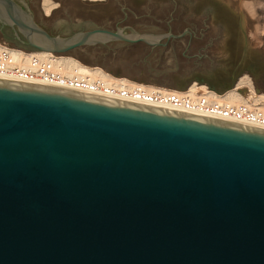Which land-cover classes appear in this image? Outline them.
<instances>
[{
	"label": "water",
	"instance_id": "water-1",
	"mask_svg": "<svg viewBox=\"0 0 264 264\" xmlns=\"http://www.w3.org/2000/svg\"><path fill=\"white\" fill-rule=\"evenodd\" d=\"M22 5L0 25L35 51L188 33L53 37ZM0 264H264V129L0 79Z\"/></svg>",
	"mask_w": 264,
	"mask_h": 264
},
{
	"label": "rangeland",
	"instance_id": "rangeland-1",
	"mask_svg": "<svg viewBox=\"0 0 264 264\" xmlns=\"http://www.w3.org/2000/svg\"><path fill=\"white\" fill-rule=\"evenodd\" d=\"M17 1L30 5L35 22L61 38L93 29L115 31L125 27L138 35H180L187 31L167 49L151 50L143 44L114 41L55 57L71 58L114 78L167 90L197 85L215 92L230 87L222 94L215 92L224 95L240 87L238 93L249 104H264L263 70L255 63L264 55L254 50H264V0ZM128 28L123 31L131 35ZM0 42L23 52H37L1 38ZM189 42L188 58L183 57ZM253 94L262 99H250Z\"/></svg>",
	"mask_w": 264,
	"mask_h": 264
},
{
	"label": "built area",
	"instance_id": "built-area-1",
	"mask_svg": "<svg viewBox=\"0 0 264 264\" xmlns=\"http://www.w3.org/2000/svg\"><path fill=\"white\" fill-rule=\"evenodd\" d=\"M13 51L20 55L13 58ZM51 55L56 56L53 53ZM0 79L89 93L107 98L144 99L142 88L129 90L126 86L118 87L114 83H105L87 75H68L56 68L52 57L41 58L33 52L13 49L2 42H0ZM146 101L151 105L167 106L193 115L249 124L264 129V111L251 104L229 105L206 96H178L172 93L167 95L152 93Z\"/></svg>",
	"mask_w": 264,
	"mask_h": 264
},
{
	"label": "bare ground",
	"instance_id": "bare-ground-1",
	"mask_svg": "<svg viewBox=\"0 0 264 264\" xmlns=\"http://www.w3.org/2000/svg\"><path fill=\"white\" fill-rule=\"evenodd\" d=\"M45 11L46 13H49V7L46 6L45 7ZM49 15V14H46ZM13 58L18 57V55H20V53L13 51ZM36 54V56L41 57V58H49L52 57V59L55 61V66L57 69H60L62 72H64L65 74L68 75H87L91 78H95V79H100L105 83H109V84H115L116 86H126L129 90H133L134 88H142V90L144 91V95L143 98H140V100H137L133 97L131 98H125V99H120V98H112V99H117V100H122V101H127V102H132V103H137V104H142V105H147V106H152V107H157V108H162V109H167V110H172V111H177V112H181V113H185L181 110H175L172 109L170 107L167 106H159V105H151L150 103H148L147 98L152 94V93H159L161 95H167L169 93L172 94H177L178 96H195V95H200V96H206L210 99H213L215 101L218 102H224L226 104L229 105H241V104H249L247 102V100H245L239 93L238 90L240 89V87H237L234 90H231L227 93H225L224 95H217L216 93L209 91L205 86H197V85H193L191 87H189L186 91H175V90H167L164 88H159V87H154V86H148V85H142V84H136L133 82H130L126 79H119V78H114L109 74H106L104 71H102L99 68H90L87 66L82 65L81 63H79L78 61L71 59V58H65V57H55L54 55H51L50 52L48 51H37L34 52ZM89 94V93H87ZM94 95V94H92ZM250 99H262L260 97H257L256 94L254 95H249ZM264 98V97H263ZM261 102L264 103V100H262ZM258 103V102H257ZM256 107H258L259 109L264 111V104L260 105L257 104ZM193 115V114H192ZM195 116H200V115H195ZM225 121V120H224ZM227 122H232V121H227ZM235 123V122H233ZM241 124V123H238ZM245 125V124H244ZM246 126H250L253 128H258L255 127L253 125H246ZM262 129V128H260Z\"/></svg>",
	"mask_w": 264,
	"mask_h": 264
},
{
	"label": "flooded vegetation",
	"instance_id": "flooded-vegetation-1",
	"mask_svg": "<svg viewBox=\"0 0 264 264\" xmlns=\"http://www.w3.org/2000/svg\"><path fill=\"white\" fill-rule=\"evenodd\" d=\"M22 8L25 12H27L28 14H30V16L32 17L34 23L36 25H38L41 29H43L46 33H48L50 36H53V37H58L54 34L51 33V31L49 29H47L46 27L40 25L39 23H36L35 22V16L32 12V9L30 7V5H22ZM46 17H49V15H45ZM95 30V29H93ZM89 31H92V30H89ZM8 32V33H7ZM88 32V31H86ZM0 38L5 40L7 43H10V44H14L18 47H21V48H30L29 45H28V38L27 36L21 32L20 30H18L17 28L15 29H11L9 27H6V26H1L0 25ZM64 38H68V37H64ZM192 43V41H191Z\"/></svg>",
	"mask_w": 264,
	"mask_h": 264
},
{
	"label": "crops",
	"instance_id": "crops-1",
	"mask_svg": "<svg viewBox=\"0 0 264 264\" xmlns=\"http://www.w3.org/2000/svg\"><path fill=\"white\" fill-rule=\"evenodd\" d=\"M122 32L125 33L124 31H122ZM125 34H127V33H125ZM254 50L260 51L259 54L262 53V54L264 55V50L261 51V50L258 49V48H254ZM263 57H264V56H263ZM255 63L261 65L262 70H263V76H264V59L258 58V59L256 60ZM244 74H246V73H244ZM247 74H249V73H247Z\"/></svg>",
	"mask_w": 264,
	"mask_h": 264
},
{
	"label": "trees",
	"instance_id": "trees-1",
	"mask_svg": "<svg viewBox=\"0 0 264 264\" xmlns=\"http://www.w3.org/2000/svg\"><path fill=\"white\" fill-rule=\"evenodd\" d=\"M199 82H201V81H199ZM188 87V85H186V86H184V87H180V88H177V91L179 90V91H184V90H186V88ZM211 87V86H210ZM230 89V87L228 88H226V89H224L223 91H218V90H216V92L217 93H219V94H222L223 92H225V91H227V90H229Z\"/></svg>",
	"mask_w": 264,
	"mask_h": 264
}]
</instances>
